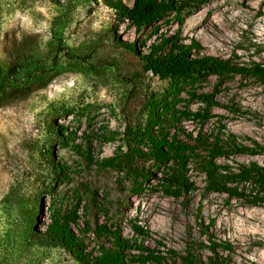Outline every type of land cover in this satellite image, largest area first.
Listing matches in <instances>:
<instances>
[{
	"label": "rangeland",
	"instance_id": "rangeland-1",
	"mask_svg": "<svg viewBox=\"0 0 264 264\" xmlns=\"http://www.w3.org/2000/svg\"><path fill=\"white\" fill-rule=\"evenodd\" d=\"M178 30L182 42L199 44L200 54L264 64V0H213L140 29L120 20L104 0H0V264H81L41 237L52 210L75 207L73 229L87 251L107 244L93 234L97 225L119 227L133 238L130 226L137 223L149 231L138 241L162 251L207 255L201 243L210 235L230 243L229 252L220 251L230 264H264L263 206L208 192L194 165L189 176L196 189L176 199L162 194L155 180L136 193L126 170H102L87 158L125 150L124 132L146 128L156 112L153 102L173 98L174 82L144 72L125 44L144 53L157 35ZM178 86L177 111L206 107L189 97L192 88L214 94L218 103L204 122L180 119L184 140L188 132L223 126L225 133L264 144V83L231 75ZM113 134L107 143L97 138ZM228 161L264 166V155ZM137 165L156 170L152 161Z\"/></svg>",
	"mask_w": 264,
	"mask_h": 264
},
{
	"label": "trees",
	"instance_id": "trees-1",
	"mask_svg": "<svg viewBox=\"0 0 264 264\" xmlns=\"http://www.w3.org/2000/svg\"><path fill=\"white\" fill-rule=\"evenodd\" d=\"M104 1L120 20H126L131 26L140 29L154 25L166 13H180L185 7H196L213 0H133L131 5L121 0ZM181 24L180 18L179 25ZM178 36L179 30L171 35H157L144 53L138 51L135 43L125 44L126 49L133 51L142 63L144 72H150L161 80L171 79L174 82L173 98L169 102L166 97L153 102L152 108L156 112L146 128H128L124 132L125 150L120 147L113 156L96 161L89 155L87 158L102 170H126L138 184L134 189L136 193L144 189V183L149 185L155 180L162 194L176 199L196 189L189 176L190 165H194V169L204 175L205 189L208 192L225 194L230 199L242 200L250 206L264 207V166L253 161L248 164L228 161L233 155H264V144L249 137L225 133L223 126L210 133L202 130L195 134L188 132L185 135L187 140H184L176 127L183 117L204 122L209 117L208 108L218 104L214 100V94H196L192 88L195 83L211 76L231 75H242L264 83V64L252 62L240 65L230 59L200 54L199 44L184 43ZM180 82L192 88L187 90L190 98L198 99L206 105L202 112H180L175 109L177 95L183 90L178 86ZM97 138L107 143L115 137L113 134ZM220 159L226 161L221 162ZM139 160L152 161L156 170L139 167ZM77 209L75 207L68 213L52 210L50 223L46 225L41 237L60 245L81 264H230L227 255L220 253L231 250L228 242H217L209 235L207 244L201 243L207 250V255L191 249H186L183 253H176L173 249L162 251L147 245L144 239L138 241V238L148 236L149 231L137 223H131L130 226L133 238L124 237L119 227L111 229L106 224L97 225L93 234L98 239L105 237L107 244L100 243L95 251H87L83 240L73 229V226L78 225Z\"/></svg>",
	"mask_w": 264,
	"mask_h": 264
}]
</instances>
